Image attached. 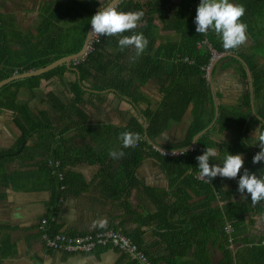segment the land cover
Wrapping results in <instances>:
<instances>
[{"label": "crops", "instance_id": "obj_1", "mask_svg": "<svg viewBox=\"0 0 264 264\" xmlns=\"http://www.w3.org/2000/svg\"><path fill=\"white\" fill-rule=\"evenodd\" d=\"M134 1L145 3L148 0ZM49 2L50 0H0V16L2 23L5 24L4 30L0 33V62L7 58L8 51L18 49L16 40L20 36L35 34L41 20L39 12ZM85 55L66 64L67 69L62 76L42 78L37 86H31L26 78L33 75H29L13 78L0 87V102L6 101L0 107V264H135L109 246L88 254L47 248L39 225L44 218L52 216L53 202L50 190L52 171L49 174L50 169H41L43 157L40 155L17 151L21 120L16 112L8 109L11 106L10 92H15L13 105L25 107L33 115L39 111L50 110L49 94H54L66 105L68 99L72 97L70 83L80 81L76 65ZM216 61L218 60H215L214 64ZM221 64L222 61L217 63L212 77L209 78L210 71L205 72L211 96V103L207 107L208 110L213 108L214 112L203 133L212 130L208 135V141L212 142L217 150L229 142L228 136L218 135L212 128L217 118L218 107L238 105L242 94L251 86L249 71L248 79H244L235 67L222 68ZM17 74L15 72L11 76ZM14 80H17L16 85L12 83ZM83 84L86 91L83 110L88 116L89 124L103 126L104 131L102 134L95 132L89 136L87 131L78 128L63 130L61 133L63 135L59 137L60 145L63 150L69 145L78 150L85 149L87 153H95L96 158L97 154L102 155V163L82 161L74 166H66L65 174L73 172L78 175L79 186L75 188H79V191L67 193L58 202L54 217V225L58 232L85 234L112 228L121 232L130 241V237L133 236L138 241L139 247L136 246L145 252L150 262L152 259L156 264H220L224 258V240L216 235L204 233L202 229L209 225L208 219H200L199 225L192 220L194 215H199L204 210L200 204H203L206 197L199 186L191 180H185L189 170H186L176 183H171L172 178L168 177L161 162L154 157L145 155L146 157L132 172L128 173L126 168L128 165L123 163L124 158L114 160L109 156L110 150L120 151L119 147L122 145L120 137H115L112 131L124 130L131 120L143 125L144 138L150 144L146 133L148 123L146 112L152 113L157 109L162 96L161 82L156 79L139 82V90L132 92L135 101L128 95L118 94L111 87L93 89L89 87L93 82ZM5 85L10 87L3 89ZM263 102L264 92L256 101L251 98V103L258 109ZM191 119L189 107L178 121H170L162 134L156 137L155 142L150 140L153 143L150 145L155 147L153 150L158 156H161L158 149L181 150L167 147L184 140ZM262 125L264 121L254 109L245 134L248 152L239 153L244 159L241 172L247 168L249 153L260 150L259 143H255L253 137L255 130L259 127L262 129ZM31 137L37 139L34 144L41 141L38 135L33 134ZM197 137L195 136L190 144L194 143ZM55 140H58V135L55 136ZM30 142L31 140L28 143ZM50 142L48 140L47 143ZM69 142L71 144H68ZM49 164L52 167V163ZM102 168L103 181L98 177ZM240 173L236 179L220 178L217 183L221 190L231 188L236 191L230 199V202L235 204L241 203L250 195L247 193L242 195L238 191ZM180 183L182 188L177 190ZM213 192L210 207L221 209L223 203L228 200L220 199L222 193L215 190ZM245 195L247 197L244 198ZM165 207L172 208V213H165L163 210ZM255 210L243 216L241 220V225L249 231L244 235L248 242L231 246L233 253L242 247L250 248L264 238V211ZM165 226L169 227L166 229ZM48 231L55 234L49 227ZM4 249L6 251H1Z\"/></svg>", "mask_w": 264, "mask_h": 264}, {"label": "trees", "instance_id": "obj_2", "mask_svg": "<svg viewBox=\"0 0 264 264\" xmlns=\"http://www.w3.org/2000/svg\"><path fill=\"white\" fill-rule=\"evenodd\" d=\"M231 2L242 4L246 8V13L241 17V21L247 24V35L252 41V45L247 49L225 50L221 38L213 31L206 35L196 32L195 17L200 0H148L145 3L120 0L115 6L117 10L124 12L142 10L145 14L141 27L136 29V32H142L149 40V45L143 55L133 61L135 50H121L118 46L119 36L109 37L96 34V39L91 42V48L81 62L76 65L80 81L70 83L72 97L68 99L66 105L62 104L54 94H49L50 110L39 111L33 115L25 107L13 105L15 92H10L11 106L8 109L11 108L16 112L21 120V135L17 151H28L37 156L40 155L43 157L41 169H50L49 174L52 171L50 181L52 183L50 186L51 202H53L52 216L44 218L47 220V228L49 227L50 231L58 232L54 225L58 202L67 193L79 191V188H75L79 186L78 175L73 172L65 174L66 166H74L82 161L102 163V155L97 154L96 158L95 153H87L85 149L78 150L69 145L63 150L60 145L63 130L78 128L87 131L89 136L91 133L100 132L102 134L104 131L103 126L89 124L88 116L83 110L86 103L83 82L88 84L93 82L89 86L93 89L111 87L118 94L128 95L132 101L133 99L135 101L132 92L139 90L138 83L147 79H156L162 84L160 89L162 96L157 109L152 113L146 112L148 115L146 133L149 139L155 142L156 137L162 134L170 121H178L190 107L192 119L184 140L172 145L173 147H167L169 149L179 148L182 153L173 157L158 156V153L153 150V146L148 144L144 138L143 125L131 120L124 130L112 131L115 137H120V133L125 131L136 132L142 137L135 148H122V145H119V150H123L125 153L123 163L128 165V167L126 166L128 173H131L147 155L161 162L168 177L172 178L171 183H176L178 178L186 170H189V175L185 176V180H191L192 183L199 186L206 197L203 204H200L204 210L199 215H194L192 220L199 225L200 219H208L209 225L202 229L205 231L204 233L216 235L224 240V258L220 264H264V247L261 245L264 238L253 244L252 247H242L234 253L231 247L236 243L248 242L244 235H247L249 231L241 225V220L243 216L256 211L255 209L264 211V201L253 204L249 195L241 203L235 204L230 202V199L236 191L231 188L219 189L217 183L221 177L217 176L212 181L208 180V183L195 178V174L199 171L196 157L203 154L207 147L214 146L212 142L208 141V135L212 130L198 136L195 139L196 142L190 144L191 140L211 121L214 112L213 108L208 110L207 107L211 103V96L208 81L205 78L206 66H209L212 50L220 53V57L209 69V78L212 77L217 63L222 61V68L233 66L241 72L244 79H248L249 71L251 86L242 94L238 105L218 107L217 118L212 128L218 135L228 136L229 142L219 147L217 161L210 160V164L219 163L227 153L248 152L245 134H247L254 109L264 121V102L259 109L251 103V98L256 101L264 92V0H231ZM100 8V3L97 0H50L39 12L41 20L38 28L35 29V34L33 36L26 34V37L20 36L16 40L19 45L18 49L8 51L7 58L0 62V66H2L0 79L9 77L15 72L21 73L44 67L60 57L78 52L83 46L91 17ZM0 22L1 33L5 25L2 23L1 16ZM163 32H170L176 36L163 35L161 34ZM131 34L124 33V35ZM223 53L225 54L221 56ZM66 69L67 65L61 64L47 72L29 76L26 79L33 87L37 86L42 78H49L52 75L62 76ZM16 81L14 80L12 83L16 85ZM8 87L10 86L5 85L3 89ZM5 103L6 101L0 102V107ZM262 129H264V125H262ZM33 134L38 135L41 141L34 144L37 139L34 137L32 139ZM56 135H58V140H55ZM29 140H31L30 143H28ZM48 140L52 142L48 144ZM189 146H193V151H188ZM87 149L89 150V147ZM258 151L260 150L255 152ZM146 152L147 154H145ZM256 153H249L246 169L249 173L264 177V161L257 164L252 163V158ZM56 162L59 163L57 168L54 165ZM49 163H52V167ZM243 170L240 175L243 174ZM103 173L102 168L98 174L102 181L104 180ZM59 174L61 178L58 177ZM180 188H182V183L176 189ZM214 190L217 193H222L220 199L228 200L223 203L221 209L210 207V199L214 196ZM163 210L165 213H172V208L165 207ZM227 225L229 229L226 232L224 228ZM165 227L167 229L169 226ZM130 239L138 246V241L133 236ZM1 251H6V249ZM150 260L152 264H156L155 261Z\"/></svg>", "mask_w": 264, "mask_h": 264}, {"label": "clouds", "instance_id": "obj_3", "mask_svg": "<svg viewBox=\"0 0 264 264\" xmlns=\"http://www.w3.org/2000/svg\"><path fill=\"white\" fill-rule=\"evenodd\" d=\"M103 3L102 7L91 17V33L98 36H119L118 46L121 50L134 49V61L146 51L149 40L142 32H136L144 20V12L141 11H119L116 7ZM246 13L242 4L231 2V0H200L197 7L195 24L196 32L206 35L213 31L222 40L225 50H235L243 46L247 40V24L241 21ZM124 33H132L124 35ZM255 143H259L260 151L252 158V163L257 164L264 161V129L255 130L253 137ZM122 148H135L138 146L140 135L136 132L125 131L120 133ZM193 142H196L195 140ZM253 143V144H255ZM123 150H110L109 156L114 160L123 158ZM219 151L215 147H207L203 154L196 157L198 161L199 178L210 181L219 176L221 178L236 179L241 172L244 159L241 154L227 153L219 163L210 164V160H216ZM217 161V160H216ZM238 191L243 195L250 194L253 204L264 201V177L243 170L239 175ZM247 197L246 195L244 198Z\"/></svg>", "mask_w": 264, "mask_h": 264}, {"label": "built area", "instance_id": "obj_4", "mask_svg": "<svg viewBox=\"0 0 264 264\" xmlns=\"http://www.w3.org/2000/svg\"><path fill=\"white\" fill-rule=\"evenodd\" d=\"M96 39V34H92L91 41L88 45L87 52L91 48V42ZM86 52V53H87ZM220 56L218 52L212 50L211 56ZM83 59V58H82ZM80 59V60H82ZM208 66H206V69ZM155 148V147H154ZM153 148V149H154ZM188 151H193V146H189ZM161 156H177L182 153L181 150L168 151L164 149H158ZM55 167L59 166V163H54ZM61 178V175L59 174ZM195 178L202 182H208L206 178H199V171L195 174ZM229 229L228 225L225 226L224 230L227 232ZM39 231L41 232L42 239L47 248L53 250H66L73 253L88 254L102 247H111L123 254L129 261L135 264H152L149 258L140 250L132 241H130L121 232L107 228L104 230L90 232L80 235H67L64 233L50 234L47 228V220L43 219L39 225ZM264 247V240L261 242Z\"/></svg>", "mask_w": 264, "mask_h": 264}, {"label": "water", "instance_id": "obj_5", "mask_svg": "<svg viewBox=\"0 0 264 264\" xmlns=\"http://www.w3.org/2000/svg\"><path fill=\"white\" fill-rule=\"evenodd\" d=\"M119 2H120V0H111L108 4H111L112 6L115 7ZM91 29H92V26H91V23H90V26L88 27L87 34H86L83 46L78 52L73 53V54H69V55H66V56H63V57H60V58L54 60L53 62H51L50 64H48V65H46L44 67L33 69V70H29V71H25V72H22V73H18L15 76H9L7 78H4V79L0 80V87L3 84L7 83L8 81L12 80L13 78L29 76V75H39V74H41L43 72H46V71H48V70H50V69H52V68H54V67H56L58 65L63 64V63L68 64L69 62H71V60L76 59L78 57H81L83 54H86L88 45H89V43L91 41V36L93 34V33H91ZM203 132H204V130H202L196 136H199ZM148 141H149L150 144H153L152 142H150V140H148Z\"/></svg>", "mask_w": 264, "mask_h": 264}, {"label": "rangeland", "instance_id": "obj_6", "mask_svg": "<svg viewBox=\"0 0 264 264\" xmlns=\"http://www.w3.org/2000/svg\"><path fill=\"white\" fill-rule=\"evenodd\" d=\"M176 1V0H175ZM98 2L100 3V6L102 7V5H103V3L104 2H106V4L109 2V0H98ZM105 4V5H106ZM161 34H163V35H167V36H172V37H175L176 35L175 34H173V33H165V32H163V33H161ZM252 45V41L250 40V38L248 37V40H247V42L243 45V46H241L240 48H239V50H244V49H247L248 47H250ZM220 54V53H219ZM220 56H217L216 57V55H214V56H211L210 57V63H209V66H208V68L211 66V65H213L214 64V62H215V60H217L218 58H219ZM206 69V72L207 71H209V69Z\"/></svg>", "mask_w": 264, "mask_h": 264}]
</instances>
